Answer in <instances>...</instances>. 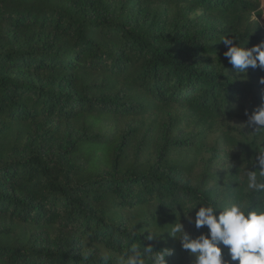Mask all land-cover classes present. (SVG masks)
Instances as JSON below:
<instances>
[{
	"label": "trees",
	"instance_id": "1",
	"mask_svg": "<svg viewBox=\"0 0 264 264\" xmlns=\"http://www.w3.org/2000/svg\"><path fill=\"white\" fill-rule=\"evenodd\" d=\"M263 28L258 0H0V264H119L133 244L193 264L174 223L195 238L201 204L264 197L245 178L264 141L229 127L264 70L237 74L221 41ZM213 134L227 166L196 181Z\"/></svg>",
	"mask_w": 264,
	"mask_h": 264
},
{
	"label": "clouds",
	"instance_id": "2",
	"mask_svg": "<svg viewBox=\"0 0 264 264\" xmlns=\"http://www.w3.org/2000/svg\"><path fill=\"white\" fill-rule=\"evenodd\" d=\"M227 48L223 53L237 74H246L249 68L264 70V41L251 48L240 47L233 38L221 39ZM264 85V77L259 80ZM247 116L246 126L257 136V144L264 141V103L257 106ZM256 170L245 169L247 188L264 193V147L257 151L253 161ZM192 209L197 207L191 205ZM189 222H193L188 217ZM194 226L197 230L207 228L193 238L182 223H174L169 236L179 240L183 250L194 257L193 264H264V197L252 207L250 201L240 199L225 200L223 203H204L195 212ZM156 237L148 235V240ZM226 249L227 259L224 250ZM152 247L144 249L151 253ZM173 250L156 251L151 256V264H167L166 257ZM107 262L108 256L102 257ZM119 264H145L141 251L135 244L129 252L120 257Z\"/></svg>",
	"mask_w": 264,
	"mask_h": 264
},
{
	"label": "rangeland",
	"instance_id": "3",
	"mask_svg": "<svg viewBox=\"0 0 264 264\" xmlns=\"http://www.w3.org/2000/svg\"><path fill=\"white\" fill-rule=\"evenodd\" d=\"M258 2L260 4V8L264 9V0H258ZM161 9H163V8H161ZM179 12H181V11H178V10L170 11L169 12L170 18H167V19L169 21L176 22L177 19L179 18V16L181 15V13H179ZM197 14H199V13H197ZM198 16H201V15H198ZM199 20H200V18H199ZM201 22L204 25L208 26V23L203 18H202ZM250 22L251 23L256 22V23L260 24V26L263 27L261 21L257 20L255 18V16H253V15L250 18ZM263 34H264V28H263ZM182 114H183L182 110H176V112H175L176 116H181ZM164 122L170 124L171 119L166 118ZM245 126H246V123H244L242 121H237V122L229 125L230 128L232 127L233 129L240 130V132H243V128ZM180 130L186 132L187 130L191 131V128H186L185 125H181ZM216 139H217V134H213V135H209L204 140L203 145L200 147L201 148L200 153L196 154V157L194 159L196 166L193 170L192 179H194L196 181L200 180L201 176L204 174V171L210 165L211 160H213L212 164H213L214 169L220 170V169L226 168L227 164H226V158H225V150L219 149V147L216 144Z\"/></svg>",
	"mask_w": 264,
	"mask_h": 264
}]
</instances>
